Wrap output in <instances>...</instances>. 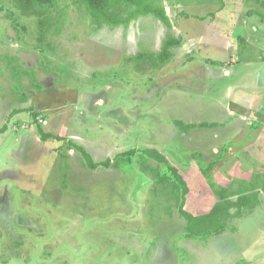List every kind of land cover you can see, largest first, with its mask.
I'll return each instance as SVG.
<instances>
[{"label": "rangeland", "instance_id": "rangeland-1", "mask_svg": "<svg viewBox=\"0 0 264 264\" xmlns=\"http://www.w3.org/2000/svg\"><path fill=\"white\" fill-rule=\"evenodd\" d=\"M163 5L182 42L156 66L134 58L162 47L152 15L97 28L59 0L40 41L38 19L5 3L0 264H264V4ZM175 119L220 124L182 131ZM77 145L112 165L88 167ZM148 148L168 162L144 161ZM257 190L223 233L188 236L182 200L198 215Z\"/></svg>", "mask_w": 264, "mask_h": 264}, {"label": "trees", "instance_id": "trees-1", "mask_svg": "<svg viewBox=\"0 0 264 264\" xmlns=\"http://www.w3.org/2000/svg\"><path fill=\"white\" fill-rule=\"evenodd\" d=\"M59 0H0V11L5 10V3H11L19 12L25 17H36L40 26L39 40L43 41L47 38L52 28V18L48 12V9L53 7ZM78 4L84 6L91 22L97 28H102L105 25L118 28H128L133 20H136L140 16L152 15L159 19L168 29L166 37L163 41L162 47L158 53L142 52L136 55V60H149L154 65L166 63L172 57V48L181 44V39L175 36L171 29L173 24L167 13L163 0H74ZM186 2L187 0H182ZM192 1V0H188ZM197 2L201 0H195ZM264 4V0H257ZM8 19H14V13H7ZM261 19L264 21V14L261 13ZM243 39V38H242ZM245 40H241L243 47L245 46ZM175 124L182 131H189L195 128L203 127H215L220 123L218 122H193L186 123L184 120L175 119ZM6 127L0 128V134L5 132ZM48 135H45L47 137ZM77 148L82 151L88 167L97 169L101 166L110 167L112 161L107 158L102 161L94 160L93 156L81 145H77ZM129 151V154H132ZM144 161L148 159H154L159 162L167 163L168 159L166 155L157 148H148L141 155ZM173 173L177 181L183 187V195L187 192V183L183 179L182 175L177 169H173ZM260 192L253 191L248 194L239 196L237 199H231L222 197V200L217 202L208 213L193 214L189 210L184 208L185 201L182 200L180 206V213L187 219V233L191 238H203L210 234L223 233L228 225V220L232 216H240L244 206L254 207L259 200ZM180 199V198H178ZM236 208L235 212L232 209Z\"/></svg>", "mask_w": 264, "mask_h": 264}]
</instances>
